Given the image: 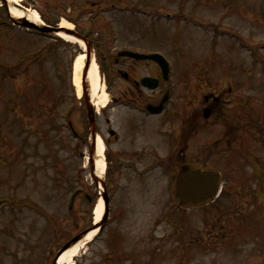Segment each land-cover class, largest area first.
I'll use <instances>...</instances> for the list:
<instances>
[{"label": "rangeland", "instance_id": "1", "mask_svg": "<svg viewBox=\"0 0 264 264\" xmlns=\"http://www.w3.org/2000/svg\"><path fill=\"white\" fill-rule=\"evenodd\" d=\"M114 2L109 8L108 0L20 4L36 11L44 24L66 20L83 34L99 37L107 53L113 36L142 52H162L174 66L177 88L169 111L179 112V123L148 120L131 139L134 145L125 133L127 126L117 124L121 139L108 147V105L92 102L87 109L84 100L91 96L84 77L87 59L82 94L75 84L83 50L24 27L1 2L0 200L5 203L0 208V264H54L63 247L95 230L102 201L100 233L86 242L75 264H264V220L261 211L248 206L252 190L260 185L257 171H264V0ZM91 54L109 97L108 79L93 46ZM215 88L231 97L223 129L227 140L238 130V150L230 149L225 159L204 153L219 125L201 129L193 144L196 156L200 151L205 157L203 168L222 176L219 205L224 210L217 205L204 211L179 208L174 184L181 169L162 158L168 153L165 132L191 114L189 95ZM91 113L97 116L96 129L105 145L101 184L95 176L97 153L91 151ZM132 153L142 155L133 159ZM191 168L185 165L186 171ZM96 196L91 206L87 200ZM219 221L222 229L214 226ZM238 222L251 225L252 230L243 231L254 234L249 244L235 242L241 232Z\"/></svg>", "mask_w": 264, "mask_h": 264}, {"label": "flooded vegetation", "instance_id": "2", "mask_svg": "<svg viewBox=\"0 0 264 264\" xmlns=\"http://www.w3.org/2000/svg\"><path fill=\"white\" fill-rule=\"evenodd\" d=\"M108 1L109 3L106 4V8H109L108 6L114 7L116 5L114 0ZM87 37L92 41V46L95 50V57L96 59L97 57H99V62L103 67V74L108 79L110 103L108 105V108L105 109L109 113V116L106 118V124L108 126V136L105 137V141L108 147L112 146L114 143L118 142L119 139H121L122 134L119 131V128L123 126L124 129V125L127 126L125 127V133L129 135V139L131 140L134 136H137V134L140 135L142 133V131L147 126L148 120H160L162 121V123L170 125H173L176 120L179 123V112L175 108L169 111V108L174 103V96L177 88V84L174 81L175 75L174 66L172 64L173 62L171 63L166 57L170 62V72L167 79L165 78L162 66L156 61L152 59H136L128 54V52L163 54L162 52H142L141 49L139 50V48H137L136 46L128 44L126 46L122 45L116 38V36H113L114 39L109 42L110 49L107 53L104 44H100L98 42L97 38L99 37L94 38L92 35H87ZM143 70H145V73L141 74ZM147 77L153 79L152 82L153 84H156V88L152 89L144 86L143 79ZM217 89L218 88H215L214 91L205 95L200 91L196 93L194 92V94L189 95L188 97H190V99L188 100L187 98L186 105L191 109V114L183 116L181 124H177L176 126L171 127V130L165 132L166 138L164 139V143L168 149V153L162 158L163 160H167L168 162L170 161L172 165L176 164L177 166H180L181 169L176 175V182L174 184V194L178 199L179 208L191 209L192 211L196 209L204 211L206 207H212V205H217L219 208L221 207L219 204L222 203L221 199L224 193L225 183L219 172L215 173L219 174V187L221 186V191L219 193V196L212 200L199 204L192 203L189 198L187 199L184 197L185 193L180 185L181 171L185 170V165L194 168L193 170L198 169V171L201 166L202 168L205 166V164L203 163V161H205L204 155L200 154L199 151L196 156V150L194 149L193 144L201 129H209L210 127L216 128L215 126L218 125L221 127V130L216 132V134L218 135H216L211 143H209V152H204L209 155V157L218 154L219 159H225L226 157H228L227 152L230 149L236 147V150H238V130L236 129V131L231 132L232 139L227 140L229 137L228 131L223 129L226 128L224 126V123L227 120L226 103L230 101L231 97L226 93L224 89ZM231 90L232 89L230 88V91ZM166 97L167 102L163 104L162 110L156 113L154 109L161 106ZM95 117L97 118L96 115ZM189 121L192 122L191 126L190 124H188ZM155 123L154 126H156ZM117 124L119 125L118 129H116L115 126ZM150 128L152 131H157L156 127L150 126ZM216 129H218V127ZM96 130L97 133L100 132L99 129ZM77 136L78 138L81 137V135L78 134ZM225 140H227V146L226 148H223ZM130 144L134 145L135 142L131 140ZM144 149L146 148H142V151ZM138 154L139 153H132L130 158L133 157V159H138V157L142 155ZM192 155L193 157H191ZM192 168L189 169L191 172ZM202 168L200 171L207 170ZM187 173L190 174L189 171H187ZM257 174V176H259L260 185L256 192L252 190V201L251 204L248 203V206L252 209L253 212L261 211L263 217L264 171L258 170ZM215 225L217 226V229H222L221 221H219L218 223H214V226ZM231 225L232 228H236L235 223H231ZM237 225H240L238 230H241V232L239 231V233L237 234L235 242L239 241L242 244H244V242H246V244H249L251 237L254 234L251 233L248 234L250 236H246L243 235V231L252 230L251 225L248 222H238ZM218 244H221L222 246L226 245V243H216L214 246H218Z\"/></svg>", "mask_w": 264, "mask_h": 264}, {"label": "bare ground", "instance_id": "3", "mask_svg": "<svg viewBox=\"0 0 264 264\" xmlns=\"http://www.w3.org/2000/svg\"><path fill=\"white\" fill-rule=\"evenodd\" d=\"M10 3L9 13L10 16L16 20H22L23 18H28V20L34 24L42 25L43 21L39 17V14L36 11L31 9H19L14 6V4H18L21 0H8ZM1 3V1H0ZM64 27L73 28V24L64 20L61 24ZM61 36L76 45H78L83 52L78 56L76 62L75 69V84L78 87L79 93L82 94V76L85 67V61L87 57V47L88 44L80 40L74 36L68 35L66 33H62ZM90 44H92L90 42ZM91 65L89 70L86 72V86L88 87L91 95L92 102H94L95 106H99L101 108H106L108 105V95L107 92L100 85V74L98 65L93 56H91ZM97 102V103H96ZM105 145L102 139L99 137L97 140V148H96V173L95 176L98 180L102 181L104 179L105 173V158H104ZM103 201L99 203V206L96 210V222L100 223L103 216ZM99 230H93L88 235L84 237L83 240L78 243L72 245L68 250H66L59 258L58 264H75V259L80 256V253L85 247L86 242H91L98 235Z\"/></svg>", "mask_w": 264, "mask_h": 264}, {"label": "water", "instance_id": "4", "mask_svg": "<svg viewBox=\"0 0 264 264\" xmlns=\"http://www.w3.org/2000/svg\"><path fill=\"white\" fill-rule=\"evenodd\" d=\"M3 2V4L9 8V2L8 0H1ZM16 7L22 8L24 9V7L22 5L19 4H15ZM19 23H21L23 26L25 27H30V28H34L42 33L45 34H51V35H56V36H61L62 33H66L68 35L74 36L80 40L85 41L88 44V54H87V63H86V70L84 73V77H86V72L89 70L90 65H91V44L89 43V41L87 40V38L85 36H83L81 33H79L77 30L75 29H71L68 27H64V26H50V25H37L34 24L32 22H30L28 19H22L20 21H18ZM128 54H130L131 56H133L136 59H154L156 62H158L163 70H164V74H165V78L168 77V72H169V64L167 62V60L165 59L164 56H162L161 54H151V55H145V54H139V53H130L128 52ZM153 79L151 78H145L143 79V84L145 86H148L149 88H156V84H153ZM87 90V89H86ZM86 100L87 103L89 101V96L86 95ZM110 99V96H109ZM166 101V98L164 100V102ZM88 109H91L89 103H88ZM162 108V106H160L159 108H156L157 111H160ZM89 123H90V128H91V132L93 134V138L95 140V132H96V128H95V120L93 117V113H91V115H89ZM218 178L217 175L213 174V173H208V172H199V171H195V172H190V174L187 173L186 170H183L180 176V185L182 187V190L184 191V197L185 198H189V200L192 203H202L204 201L209 200L210 198H212L218 191ZM75 199V195L73 196V202ZM264 200V197H263ZM107 203V200H106ZM3 204V201L0 200V206ZM96 228V227H95ZM78 242L79 238L74 239L72 242L68 243L65 247H63L56 259L54 264H58V260L60 258V256L70 247V244L74 243V242Z\"/></svg>", "mask_w": 264, "mask_h": 264}, {"label": "trees", "instance_id": "5", "mask_svg": "<svg viewBox=\"0 0 264 264\" xmlns=\"http://www.w3.org/2000/svg\"><path fill=\"white\" fill-rule=\"evenodd\" d=\"M47 24H49V25H53V26H56L58 23L57 22H48ZM37 34H40L39 32H37V31H35ZM40 35H43V34H40ZM43 36H45V35H43ZM57 38V37H56ZM58 40H62L61 38H58ZM94 199L93 200H91V199H89V200H87L88 202H90L89 204H91V206H93L94 204H95V202H96V200H97V196L96 197H93ZM91 220H92V218H90V221L89 222H91Z\"/></svg>", "mask_w": 264, "mask_h": 264}]
</instances>
